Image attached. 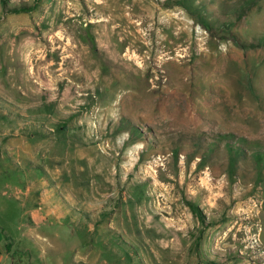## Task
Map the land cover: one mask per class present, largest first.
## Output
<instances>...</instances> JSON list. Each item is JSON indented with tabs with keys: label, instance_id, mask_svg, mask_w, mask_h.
Listing matches in <instances>:
<instances>
[{
	"label": "rangeland",
	"instance_id": "1",
	"mask_svg": "<svg viewBox=\"0 0 264 264\" xmlns=\"http://www.w3.org/2000/svg\"><path fill=\"white\" fill-rule=\"evenodd\" d=\"M0 226L17 264H264V0H0Z\"/></svg>",
	"mask_w": 264,
	"mask_h": 264
},
{
	"label": "crops",
	"instance_id": "2",
	"mask_svg": "<svg viewBox=\"0 0 264 264\" xmlns=\"http://www.w3.org/2000/svg\"><path fill=\"white\" fill-rule=\"evenodd\" d=\"M4 239L5 234L0 226V264H17L14 259L9 256L8 252L2 248Z\"/></svg>",
	"mask_w": 264,
	"mask_h": 264
},
{
	"label": "bare ground",
	"instance_id": "3",
	"mask_svg": "<svg viewBox=\"0 0 264 264\" xmlns=\"http://www.w3.org/2000/svg\"><path fill=\"white\" fill-rule=\"evenodd\" d=\"M119 8V7H118ZM102 11V10H101ZM130 17V16H129ZM114 30V29H113Z\"/></svg>",
	"mask_w": 264,
	"mask_h": 264
}]
</instances>
